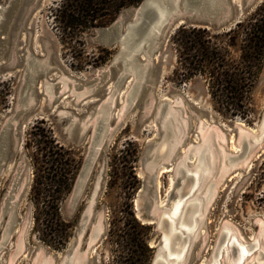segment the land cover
I'll list each match as a JSON object with an SVG mask.
<instances>
[{"label": "rangeland", "instance_id": "374dc122", "mask_svg": "<svg viewBox=\"0 0 264 264\" xmlns=\"http://www.w3.org/2000/svg\"><path fill=\"white\" fill-rule=\"evenodd\" d=\"M143 1L84 30L58 22L61 0H20L9 17L0 16V264H62L72 248L81 264L123 263L129 256L117 243L134 232L130 212L140 221L138 212L151 210L155 220L157 213L170 212L184 200L176 198L185 181L176 168L190 148L185 162L189 169L194 166L202 126L216 155L214 178L223 155L235 159L214 183L184 264L213 260L219 241L220 248L226 240L222 232L228 231L241 236L252 254L243 264L252 259L264 264V243H256L261 236L264 240V143L247 158L241 153L250 145L247 131L257 133L264 121V65L240 114L219 112L206 77L185 69L184 58L193 52L180 49L175 35L180 28L187 35L199 28L210 35L228 30L201 26L199 21L211 22L213 15L201 16L189 0H176L180 26L161 29L152 43L139 41L134 60L125 66L121 47L103 43L100 30L122 25L126 15L130 21ZM230 1L242 9L241 21L264 3L217 0L219 12L229 14ZM226 41L218 39V46L227 48ZM138 47L145 49L138 52ZM169 113L182 124V133L178 140L167 135L165 156L157 157L155 149L163 145L161 123ZM167 140L176 141L171 154ZM149 165L161 166L152 183ZM37 180L46 190L38 202L32 193ZM59 180L69 182L59 186ZM58 219L68 226L66 237L58 232ZM143 225L149 227L152 259L161 232L155 223ZM62 236L66 242L60 247Z\"/></svg>", "mask_w": 264, "mask_h": 264}, {"label": "trees", "instance_id": "16d2710c", "mask_svg": "<svg viewBox=\"0 0 264 264\" xmlns=\"http://www.w3.org/2000/svg\"><path fill=\"white\" fill-rule=\"evenodd\" d=\"M140 1L61 0L55 16L66 29L84 30L99 26L101 21L112 18L121 9L137 5ZM190 31L193 35H187L186 30L180 28L175 35L176 45L180 49L187 55L193 52L190 59L184 58L188 62L185 69L193 68V74L199 73L206 77L211 100L219 112L230 116L239 115L244 108L245 97L251 92L264 65V3L227 32L210 35L206 29ZM221 38H227V48L219 47L217 40ZM178 39L181 40L179 45ZM68 182L59 180L58 184L67 186ZM44 185L38 180L34 182L32 193L37 196V202L41 200L40 194L46 191ZM56 209L57 206L52 210L56 212ZM130 216L134 232L127 234L122 244L117 243L121 253L129 256L121 264H149L152 252L146 243L149 227L141 224L133 212H130ZM56 223L58 232L66 237L68 226L59 219ZM110 235L113 236V233ZM64 236L60 237V247L66 242Z\"/></svg>", "mask_w": 264, "mask_h": 264}, {"label": "bare ground", "instance_id": "6f19581e", "mask_svg": "<svg viewBox=\"0 0 264 264\" xmlns=\"http://www.w3.org/2000/svg\"><path fill=\"white\" fill-rule=\"evenodd\" d=\"M30 115L31 114L29 113L25 115L24 122H27L29 120ZM167 115L168 116H166L163 122L161 123L162 128L164 130V134L162 137L163 145L162 147H160V144L157 147L155 152L157 157L165 156L166 150L163 149V146L166 143V139L169 137L167 135L170 134L176 139L179 138V136H177L179 135V133L173 132L171 127L168 128V125L166 124V121L169 119L170 116H173L176 120L174 114L169 113ZM23 125L24 124L21 125V129L24 127ZM203 129L204 128L202 126L200 129L202 143L195 148L196 150L193 154V156L195 157L194 166L189 169L188 165L185 162L188 159V156L191 154L192 148L186 151L187 154L183 158L182 166L185 181L183 182V189L176 193V198L181 199L185 196L184 200L180 202H175L173 206L170 207V212H162L159 216L157 228H160L162 231V244L161 252L157 257V260H159L162 264L185 263L186 253L189 250L191 244L194 243V240L198 236L200 225L203 219V212L206 209L207 202H209V199L214 191V183L221 180L222 176L229 171V168H227V162H232L235 159L232 157H229L227 159V156L223 155L222 157L224 163L221 166L219 165V176H215L214 178V175L217 174V172H215L216 155L213 150L210 136L207 134V130ZM247 132L249 133V138L251 139L250 145L246 147V150L244 149V151L241 152L242 154H245L244 157L246 158L248 157L252 148L259 146L261 142L264 143L262 140L264 136V121L259 126L257 133H254L255 131L253 132L252 130ZM241 136L245 138L248 137V135L244 134ZM258 136L260 137L259 139L257 138ZM220 138L221 137H218L219 140ZM175 142L176 141L169 142V140H167V147L169 149L170 154L176 148ZM217 144L220 148L222 147L219 141H217ZM235 149L237 150V148ZM222 151L224 150H221V152ZM213 178L214 180H212ZM204 191L206 192L203 194ZM186 194L188 195L186 196ZM183 213H188V217L185 215L183 216ZM162 223L164 224V226H162ZM234 234H232L230 231L224 233L222 232V240L223 237L224 240L225 238L226 240L223 241L224 244L220 248L219 246L221 245V240L219 241L217 249L213 255V260H211L209 264H243L252 255L247 250L248 248H246V244L244 245L239 239V237L241 238V236L238 237ZM263 241V236H261L259 239L256 240V243H258L257 245L260 246L264 243ZM73 252L74 250L70 255L72 258V264H81L80 258L76 257ZM230 257H233L235 259L233 261L230 260L231 262H229L228 259H230ZM255 261L256 260L252 259L251 263L254 264Z\"/></svg>", "mask_w": 264, "mask_h": 264}, {"label": "water", "instance_id": "95a60500", "mask_svg": "<svg viewBox=\"0 0 264 264\" xmlns=\"http://www.w3.org/2000/svg\"><path fill=\"white\" fill-rule=\"evenodd\" d=\"M216 1L217 0H189L186 2L188 5H190V7H194L196 9L195 11L199 12L201 16L210 17L211 15H213V19H211V22L203 21V20L199 21L200 25L205 28H207L208 25L209 26L211 25L214 31L223 32L230 30L231 28L235 27L236 24L241 22L242 9H240L237 5H235L232 1H230L231 11L229 14H225L222 10L219 12L221 7L218 5ZM255 1H259V0H255ZM19 2L20 0H5L4 2H2L0 4V16L3 15L9 17L11 12L14 10V8ZM158 6L163 7L165 9L164 12L159 13L156 10V7ZM179 12L182 13V11L178 9V3L176 2V0H144L137 8L134 9L130 21H129L130 15H126L122 25H119V22H116L112 26L100 30V37L102 39V42L105 43L106 45L113 46L114 44H117L121 47V52H120L121 57L126 59L125 60V66H126L134 60V56L137 53L135 47L139 41L143 40L144 42L152 43L154 38L157 36V33L160 32L161 29L168 28L169 30H172L176 26H180L181 21L183 20H180L182 16L178 14ZM223 13L224 15H222ZM138 49L139 52L140 50H144L145 47L143 49L141 47H138ZM166 124L168 125L167 126L168 128L171 127L173 132L175 133L178 132L179 135L182 133L181 131L182 124L179 122L177 118L175 120L173 116H170L169 119L166 121ZM262 140L264 141V136ZM226 158L228 159L229 157ZM182 163H183V159L178 163V167L176 168L177 173L181 176H183L184 174ZM160 169L161 166L159 167L156 166L155 168L152 165L148 166L149 181L151 180L150 183H152L153 176L157 175ZM182 187L183 184L181 185V189H183ZM154 191H155V185H154ZM140 203H141V199H138L136 201V209H138ZM142 204L145 205V207L149 206L145 202H142ZM156 211L157 209L155 208V212ZM151 213H152L151 210L149 212L139 211L138 219L143 224L152 225L153 223H155L157 225L160 213L156 212L158 215L156 217L154 216L155 220H153ZM162 226H164L163 223ZM158 231L162 233L160 228H158ZM161 237L162 236L160 234L159 245L153 255V258L151 259L150 264H162L159 260H157V257L161 252V244H162ZM73 250H74L73 252L74 255H76V257H79L77 255V251L74 248H72L66 254V257L63 260L62 264H72V258L70 255L72 254ZM209 262L207 261L204 264H209Z\"/></svg>", "mask_w": 264, "mask_h": 264}]
</instances>
